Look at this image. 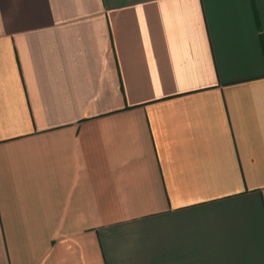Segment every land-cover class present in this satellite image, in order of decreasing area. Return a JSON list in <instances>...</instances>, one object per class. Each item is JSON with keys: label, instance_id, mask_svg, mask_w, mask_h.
<instances>
[{"label": "crops", "instance_id": "1", "mask_svg": "<svg viewBox=\"0 0 264 264\" xmlns=\"http://www.w3.org/2000/svg\"><path fill=\"white\" fill-rule=\"evenodd\" d=\"M0 264H264V0H0Z\"/></svg>", "mask_w": 264, "mask_h": 264}]
</instances>
